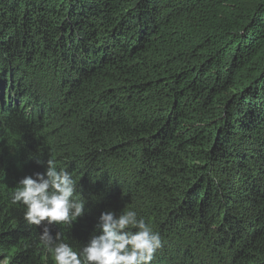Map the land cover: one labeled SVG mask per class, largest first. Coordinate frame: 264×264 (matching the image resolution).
Returning <instances> with one entry per match:
<instances>
[{"label":"trees","instance_id":"trees-1","mask_svg":"<svg viewBox=\"0 0 264 264\" xmlns=\"http://www.w3.org/2000/svg\"><path fill=\"white\" fill-rule=\"evenodd\" d=\"M31 62L43 78L13 74ZM53 81L60 100L21 87ZM7 83L1 262L55 264L11 201L50 159L71 176L105 166L123 186L75 181L85 213L49 226L55 243L79 252L101 212L134 210L161 238L151 264H264V0H0Z\"/></svg>","mask_w":264,"mask_h":264},{"label":"clouds","instance_id":"clouds-1","mask_svg":"<svg viewBox=\"0 0 264 264\" xmlns=\"http://www.w3.org/2000/svg\"><path fill=\"white\" fill-rule=\"evenodd\" d=\"M17 185L11 201L24 206L28 224L42 226L40 240L55 264H151L161 247L159 234L134 210L119 215L112 210L101 212L94 229L98 234H92L79 252L69 244L55 243L49 226H71L85 213V200L73 199L76 182L48 159L45 172L25 176Z\"/></svg>","mask_w":264,"mask_h":264},{"label":"rangeland","instance_id":"rangeland-1","mask_svg":"<svg viewBox=\"0 0 264 264\" xmlns=\"http://www.w3.org/2000/svg\"><path fill=\"white\" fill-rule=\"evenodd\" d=\"M30 65L31 66L24 65V64L20 65L19 67H17L18 70H14L13 74L16 75V76H20L22 72L29 73V74H31L30 76H32V78H33L32 79L33 82H37L38 80L43 78L42 77V73H41L42 70H43L41 68L42 65L40 64L39 67H37V64H34V63L32 64V62H31ZM36 68H37V73L35 71V73L33 74V70H35ZM30 71H32V72L30 73ZM38 75H39V78L37 77ZM49 77H51V74H49ZM5 80L8 81L7 78ZM33 82L31 83V85H30V83H28V84L21 83V87L24 89V85H26L27 91L29 90V92H27L28 94H30V93H33L34 95L35 94H42L45 98L53 96L57 100H60V98H59V96L57 94V91H55V89L53 88L57 84V81H53V83L51 84V86L48 89L44 87V91L43 92H40L39 89H34ZM3 87H4V89H2ZM38 87H40V86L38 85L37 88ZM58 90H59V86H58ZM8 91L11 92V98H12V100L14 102L13 91H15V90L14 89L10 90L9 83H7L5 86H1L0 85V100L4 97V100H2L0 102V116H2V117L6 116L5 114L2 115V112L7 113V110L11 111L9 103L7 101L8 99L5 97V93L8 92ZM59 93H60V96H62V92L59 91ZM37 96H38V98L40 97V95H37ZM10 100L11 99H9V101ZM15 103H17V102L15 101ZM59 105H61L60 102H59ZM5 106L7 107V109L2 111V108H4ZM26 106L33 107L32 101L28 102V104H26V105L23 104V106H22L23 111H24ZM54 107L50 106V108L52 110L49 111L48 114L50 115V117L52 119L51 124L53 125V127H57L56 117H57V111L60 110V107L58 106L55 109H54ZM17 108H18V106H17ZM82 164H84V163H82ZM42 169L45 171L44 163L42 165ZM79 169L82 170L80 175H77L76 172L72 175L73 180L78 182V183L81 181L85 185H90V186L91 185H95V186H99V187H103L104 186L107 189L112 190V192H115V191L123 188L121 181H119V179L121 177L119 175L118 176H116V175L114 176L113 175L114 174L113 170H109V169L105 168V166L100 167V169H98V170H94L92 167L84 165L83 167H81ZM120 170H122V171H120L122 176L129 177V175L127 173H125V171H124L125 168L121 167ZM108 171H111V172H108ZM85 181H87V183H85ZM118 181H119V184H118ZM78 191L79 190L74 192L73 199H82L83 198V197H81V195H83L85 193L82 192L81 195L80 194L77 195L76 193H78ZM200 262H202L204 264H210L209 260L207 258H205L203 260H200ZM0 264H5V263L0 261Z\"/></svg>","mask_w":264,"mask_h":264}]
</instances>
